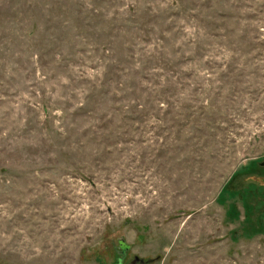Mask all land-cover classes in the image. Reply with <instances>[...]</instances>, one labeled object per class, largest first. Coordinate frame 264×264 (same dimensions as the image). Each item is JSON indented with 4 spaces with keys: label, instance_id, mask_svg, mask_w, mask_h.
<instances>
[{
    "label": "rangeland",
    "instance_id": "obj_1",
    "mask_svg": "<svg viewBox=\"0 0 264 264\" xmlns=\"http://www.w3.org/2000/svg\"><path fill=\"white\" fill-rule=\"evenodd\" d=\"M263 161L264 0H0V264H264Z\"/></svg>",
    "mask_w": 264,
    "mask_h": 264
},
{
    "label": "water",
    "instance_id": "obj_2",
    "mask_svg": "<svg viewBox=\"0 0 264 264\" xmlns=\"http://www.w3.org/2000/svg\"><path fill=\"white\" fill-rule=\"evenodd\" d=\"M262 166H264V161L260 163ZM264 181V179H263ZM119 246L122 249V254L126 253L129 249H130V245L127 244L125 242L124 239H119ZM155 261V259L153 258H149V259H143L140 258L139 256H135V258L133 259V261L131 262V264H136L137 262H140V264H150L151 262Z\"/></svg>",
    "mask_w": 264,
    "mask_h": 264
},
{
    "label": "flooded vegetation",
    "instance_id": "obj_3",
    "mask_svg": "<svg viewBox=\"0 0 264 264\" xmlns=\"http://www.w3.org/2000/svg\"><path fill=\"white\" fill-rule=\"evenodd\" d=\"M125 254H126V253H124V254H121V257H123V258H124V257H125ZM122 262H123V264H125L123 260H122ZM138 263H140V262H137L136 264H138Z\"/></svg>",
    "mask_w": 264,
    "mask_h": 264
},
{
    "label": "trees",
    "instance_id": "obj_4",
    "mask_svg": "<svg viewBox=\"0 0 264 264\" xmlns=\"http://www.w3.org/2000/svg\"><path fill=\"white\" fill-rule=\"evenodd\" d=\"M264 182V181H263Z\"/></svg>",
    "mask_w": 264,
    "mask_h": 264
}]
</instances>
